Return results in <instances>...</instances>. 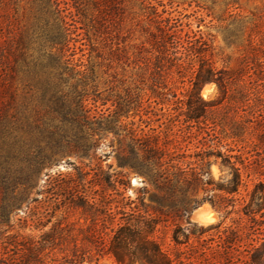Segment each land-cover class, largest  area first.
Instances as JSON below:
<instances>
[{
    "label": "trees",
    "instance_id": "16d2710c",
    "mask_svg": "<svg viewBox=\"0 0 264 264\" xmlns=\"http://www.w3.org/2000/svg\"><path fill=\"white\" fill-rule=\"evenodd\" d=\"M117 3L0 0V264H264V164L236 148L250 133L256 137L254 156L264 154V32L258 30L264 14L251 13L247 62L217 69L200 36L184 33L149 3L144 7L150 13L137 55L155 72L174 67L189 73L185 122L204 124L207 114L221 111L229 115L217 125L212 119L211 132L200 133L202 148L186 154L169 128L149 133L125 122L139 107L140 95L126 92L112 111H97L102 100L97 95L93 108L85 104L96 79L93 49L85 62L74 60L72 36L81 30L89 42ZM140 83L148 99L167 95L143 79ZM209 83L216 85L217 96L204 101L199 92ZM239 111L245 115L239 118ZM214 126L227 132L218 136ZM105 132L117 137L118 166L127 172L111 175L99 168L90 176L92 170L68 163L72 173L46 174L25 206L39 203L42 194L55 198L46 196L45 211L33 214L37 234H8L9 216L38 187L41 170L61 157H90ZM212 165L219 169L218 179ZM129 173L142 178L134 199L126 196ZM246 180L251 188L243 197ZM203 204L220 222L207 227L191 222V213ZM233 215L243 216L247 225L232 219L222 227ZM243 240L248 244L242 252Z\"/></svg>",
    "mask_w": 264,
    "mask_h": 264
},
{
    "label": "rangeland",
    "instance_id": "374dc122",
    "mask_svg": "<svg viewBox=\"0 0 264 264\" xmlns=\"http://www.w3.org/2000/svg\"><path fill=\"white\" fill-rule=\"evenodd\" d=\"M142 1H145V3L140 4V0H118L115 10L109 11L107 16L103 18L104 20L99 21L100 30L95 35H89V42L81 30L78 31L80 33L78 37L72 36L76 39V42L70 44L74 48V60L85 62L88 59L89 47L92 46L93 49L90 60L96 73V79L93 84L90 83L89 85V87L93 86L87 91L89 96L86 98L85 104L93 108L91 99L94 96L92 95H97L98 98L102 99L96 103L97 111H104L107 108L112 111L114 101L119 98L124 99L126 92L140 95L143 98L139 103V107L133 108L128 113L129 117L125 122H133L137 130L141 129L149 133L164 132L169 128V131L177 137L181 150L186 154H193L202 148L199 144L201 132L212 129V119L217 125L219 120H227L229 115L223 111L219 112L217 116L207 114L205 117L207 121L204 124L192 123L191 129H187L188 125H192L185 122V114L188 112L186 102L191 89L189 73L179 71L174 67L155 72L153 66L149 68L144 66V59H141L143 56L140 58L137 55V48L143 42V30L147 26L146 17L150 13V8L144 7L149 3L148 6H153L157 13L164 11L162 18L177 21L184 33H188L190 36L196 33L198 37L200 36L210 46L213 66L222 69L236 68L243 62H247L251 56L247 42L250 21L253 18L251 13L264 14V5L261 0H237V4L233 5L227 4L230 0ZM258 30L260 34L264 32V22ZM82 55L84 56L82 57ZM142 79L148 85L153 84L156 92L167 94L164 96V100L161 97L148 99L149 91L146 89L141 90L144 89L140 83ZM204 88L207 90V95L202 94ZM199 94L204 101H211L217 96V87L214 83L206 84L201 88ZM105 99L107 101H104ZM244 115L245 113L239 111L237 116L240 118ZM203 119L201 118L200 122ZM205 124L207 125L205 126ZM185 132L189 133L184 135ZM214 132L218 136H223L227 129L223 130L221 126H214ZM227 142L230 143L229 140ZM255 143V135L249 133L245 135L243 142L236 144V148L246 154L247 158L252 156L250 159L260 160L258 164L263 165L264 154L259 157L254 156V153H256L253 151L255 150L253 148ZM118 150L117 137L112 133L105 132L99 136L98 146L90 157H61L51 166L43 168L39 173L38 187L9 216L8 226L11 229H9L8 234L20 236L37 234L33 229L35 225L33 214L38 211H45L46 203L44 201L47 195L42 194L38 197L39 203H31L29 210H25V206L27 202L36 198L35 191L43 185L46 174L72 173L73 165L81 167L84 171L92 170L90 176L99 168L108 171L111 175L127 172L126 169H121L118 166L116 158ZM262 150H264V147H262ZM211 173L215 179L220 176L219 169L215 165L211 166ZM133 178L138 179L141 177L135 173H129L130 186L127 189L126 196L132 199L137 196V190L142 186V181L131 185L130 180ZM246 182L247 189L241 192L243 197L251 188V182L249 180H246ZM148 197L149 193L144 196L146 203L149 202ZM47 198L51 202L55 201L54 196H47ZM51 211L50 209L48 212L51 213ZM194 213H191L190 220L197 226L207 227L221 220L220 215L208 204H203L198 208L197 214L201 218H195ZM207 213L212 214V221L208 220L209 222H207ZM232 219H239L242 226L248 223L243 216L233 215L224 221L222 227L231 225ZM170 230V225L163 230L165 244L169 242ZM262 231H264V226L260 232ZM247 244L248 241L243 240L240 244V251L243 252Z\"/></svg>",
    "mask_w": 264,
    "mask_h": 264
},
{
    "label": "water",
    "instance_id": "95a60500",
    "mask_svg": "<svg viewBox=\"0 0 264 264\" xmlns=\"http://www.w3.org/2000/svg\"><path fill=\"white\" fill-rule=\"evenodd\" d=\"M140 181H142V178H138V179H134V178H133V179L130 180V184L133 185V184H135V183H137V182H140ZM197 210H198V208L195 209L193 212H195V213H194L195 218L199 219V218H201V217H199V215L197 214Z\"/></svg>",
    "mask_w": 264,
    "mask_h": 264
},
{
    "label": "bare ground",
    "instance_id": "6f19581e",
    "mask_svg": "<svg viewBox=\"0 0 264 264\" xmlns=\"http://www.w3.org/2000/svg\"><path fill=\"white\" fill-rule=\"evenodd\" d=\"M202 94L203 95H207V90L204 88V90H203V92H202ZM208 214V213H207ZM206 214V215H207ZM206 218V217H205ZM212 219H213V216H212V214H208V216H207V222H209V221H212ZM206 220V219H205ZM209 220V221H208ZM204 221V220H203ZM205 222V221H204Z\"/></svg>",
    "mask_w": 264,
    "mask_h": 264
}]
</instances>
